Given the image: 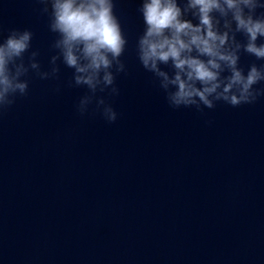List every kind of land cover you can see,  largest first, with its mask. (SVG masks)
Here are the masks:
<instances>
[{
	"label": "clouds",
	"instance_id": "9594fccd",
	"mask_svg": "<svg viewBox=\"0 0 264 264\" xmlns=\"http://www.w3.org/2000/svg\"><path fill=\"white\" fill-rule=\"evenodd\" d=\"M38 3L54 35V54L44 69L39 50H32L31 29L0 30V116L29 94L32 74L59 80L62 64L72 70L67 86L87 89L76 112L83 117L95 105L93 113L115 123L117 111L98 94L118 96L116 77L127 73L128 39L117 0ZM137 12L144 24L137 59L170 108L202 113L218 103L236 108L264 97V64L241 66L244 54L264 61V0H140Z\"/></svg>",
	"mask_w": 264,
	"mask_h": 264
}]
</instances>
